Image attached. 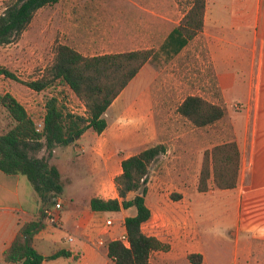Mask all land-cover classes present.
<instances>
[{
  "label": "crops",
  "instance_id": "0c3cea01",
  "mask_svg": "<svg viewBox=\"0 0 264 264\" xmlns=\"http://www.w3.org/2000/svg\"><path fill=\"white\" fill-rule=\"evenodd\" d=\"M65 1L69 3L66 10L72 17L139 18L137 40L140 43L154 37L158 17L167 18L177 41H203L217 87V98L211 102L226 105V115L222 119L228 118L230 136L209 148L235 141L240 152V168L234 188L218 189L210 183L211 188L201 193H206L218 205L228 204L221 218L232 226L236 246L248 255L261 257L260 264H264V0H206L203 30L191 40L176 32L184 12L175 0ZM176 13L180 17L172 19ZM115 24L119 22L115 20ZM105 37L103 48H123L128 44L124 33L119 30L106 33ZM140 48L144 47L135 49ZM108 52L112 51L102 53ZM146 65L105 112L107 127L104 131L96 133L87 129L72 144L53 150L51 160L57 165L64 182L62 195L53 202H43L24 175L0 170V264H6L2 252L16 235L19 223L37 218L41 210L46 214L56 211L59 220L52 224L45 219L46 227L35 236L36 249L44 255L57 249L71 251L69 257L45 260L41 264L59 261H64V264H105L109 261L106 244L99 246L97 240L117 239L125 231L124 218L134 215L135 208L121 209L113 215L92 210L89 201L92 197H118L114 178L122 171L121 160L137 153L142 146L159 142L151 85L136 94L132 91L133 81ZM154 80L155 76H152L149 84ZM1 88L0 82V92H9L25 107V93L13 84L3 91ZM30 91L40 95V92ZM116 99L121 100L114 105ZM34 102L30 103L32 111L37 109ZM42 107L44 112V103ZM165 153L169 150L166 149ZM165 168L167 170V165ZM170 173L167 170V175ZM155 178H158L156 182L161 180L158 172ZM169 184L179 198H164L162 185L151 183L149 189L147 186L145 200L152 219L144 222L141 228L145 232L144 228L153 223L157 226L170 224L167 227L171 233L175 229L171 223L184 224L187 234L179 236L176 248L180 252L192 249L191 253H200L204 257L196 216L189 199L190 192L197 190V178L191 189L184 182L174 183L173 179ZM56 200L60 202L57 210ZM108 219L113 222L109 227L105 224ZM45 238L50 240V249L39 250L37 242Z\"/></svg>",
  "mask_w": 264,
  "mask_h": 264
},
{
  "label": "trees",
  "instance_id": "16d2710c",
  "mask_svg": "<svg viewBox=\"0 0 264 264\" xmlns=\"http://www.w3.org/2000/svg\"><path fill=\"white\" fill-rule=\"evenodd\" d=\"M184 14L176 32L191 40L203 30L206 0H175ZM59 0H4L0 13V44L17 40L30 24L35 12L53 6ZM207 54L206 50L204 51ZM154 54V48L86 55L76 48L58 43L52 63L40 78L23 82L35 92H44L54 84L62 85L84 105L83 114L63 104L58 95L45 96L42 126L27 112L23 104L9 92L0 93V115L6 124L0 127V170L24 175L43 202L51 203L62 195L64 182L57 165L52 162L53 150L72 144L87 130L101 133L107 127L105 112ZM10 78H20L0 69ZM175 112L195 127L214 124L226 115L224 103H213L197 94L186 95ZM162 142L141 148L121 160V173L114 178L118 197H92L89 207L95 211L117 214L121 209L135 208V214L124 218L129 241L125 247L118 239L106 241L105 264H153L151 254L168 251L170 245L143 232L141 226L151 217L146 204L147 174L150 165L166 151ZM240 152L235 141L212 146L203 152L197 179V190L206 192L212 182L218 189H231L237 184ZM131 195V196H130ZM174 199L179 194H173ZM47 214L41 210L37 218L19 223L16 235L2 252L6 264H41L45 260L69 257L71 251L57 249L44 255L35 247V236L46 227ZM192 264H201L200 253L186 256Z\"/></svg>",
  "mask_w": 264,
  "mask_h": 264
},
{
  "label": "rangeland",
  "instance_id": "374dc122",
  "mask_svg": "<svg viewBox=\"0 0 264 264\" xmlns=\"http://www.w3.org/2000/svg\"><path fill=\"white\" fill-rule=\"evenodd\" d=\"M3 6L4 0H0V13ZM68 6L69 3L62 0L56 5L38 9L28 27L17 40L8 44H0V69L7 70L21 80L13 83L14 79L0 73V82L3 86L1 91L5 87L8 88L9 84H13L19 91L25 93V107L36 121L41 120L45 96L52 94L58 95L67 109L83 114L84 105L67 87L54 84L39 95L30 91V88L23 83L41 77L45 68L52 63L55 46L58 43L68 44L86 55L138 47H154L152 58L133 81L132 91L133 93L136 91L134 93L136 94L142 88L151 85L158 141L166 145L169 153L161 154L150 165L147 186L149 189L151 183H155V186L162 185L163 197L172 199H174L173 194H178L169 184L172 179L174 183H186L191 189L194 179H198L203 152L210 149V145L225 141L230 137L227 116L216 122V125L195 127L175 112L176 106L186 95L197 94L210 101L217 98L214 72L211 69L210 59L204 52L203 41L198 39L188 43L177 41L173 37L174 31L167 18L158 17L156 19L157 32L154 37L148 39V42L140 43L137 40L139 18L72 17L66 10ZM178 17H180L179 13H176L172 19ZM144 19L150 20V18ZM115 20L119 22L118 25L115 24ZM113 30L124 33L125 39L128 40L125 47L103 48L106 33L111 34ZM152 76H155V80L149 84ZM120 100L116 99L114 105H117ZM31 102L36 104V111L30 109ZM110 117L109 114L108 118L111 119ZM4 124L6 120L2 114L0 115V127ZM148 145L151 144L142 146V148ZM165 165H167V170L171 171L168 175L167 170H164ZM157 172L161 180L156 182ZM189 199L197 220V233L203 246L204 257L201 264H260L261 257L248 255L236 246L232 226L229 222L222 220L221 214L226 212L228 204L218 205L211 201L206 193L197 190L190 192ZM171 224L175 226L171 233L170 230L169 233L163 231L166 227H156L155 223L152 224L151 229L148 226L144 228L146 234H155L161 237V240L170 242L168 251L153 252L150 261L153 264H192L186 258L192 249L180 252L176 248V240L181 234H187V229L185 230L184 224ZM166 226L169 227L170 224ZM173 236L178 237L170 238ZM168 238L170 241L167 240ZM50 244V240L45 238L37 242V248L48 251ZM50 264H64V261Z\"/></svg>",
  "mask_w": 264,
  "mask_h": 264
},
{
  "label": "built area",
  "instance_id": "2783aa9c",
  "mask_svg": "<svg viewBox=\"0 0 264 264\" xmlns=\"http://www.w3.org/2000/svg\"><path fill=\"white\" fill-rule=\"evenodd\" d=\"M41 126H42V120L37 121V127L40 128ZM59 208H60V202H59V200H56V202H55V210H57ZM46 220L48 222L52 223V224H56L58 222V220H59V217H58L56 211H50V212H48L47 213ZM105 224L109 227V226L113 225V222H112V220L108 219V220H106ZM155 226L156 227H166V228H163V231H165L166 233H169V229H168V227L166 225L157 226L155 224ZM152 227L153 226L151 225L150 226V229ZM185 229H186V227H185ZM182 232H184V231H182ZM152 236H155V234L152 235ZM117 239L120 240L125 247H129V241H128V238H127V235H126V232L125 231L122 232L121 234H119V236L117 237ZM69 240H72V238H69ZM96 244L99 245V246H103V245H105V242H104V240L102 238H99L97 240V243Z\"/></svg>",
  "mask_w": 264,
  "mask_h": 264
}]
</instances>
